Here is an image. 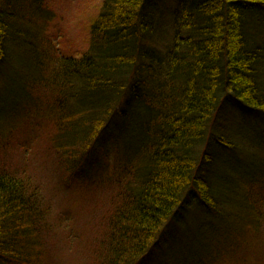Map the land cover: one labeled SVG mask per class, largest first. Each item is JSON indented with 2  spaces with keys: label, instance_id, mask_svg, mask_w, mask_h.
I'll return each instance as SVG.
<instances>
[{
  "label": "trees",
  "instance_id": "obj_1",
  "mask_svg": "<svg viewBox=\"0 0 264 264\" xmlns=\"http://www.w3.org/2000/svg\"><path fill=\"white\" fill-rule=\"evenodd\" d=\"M154 2L104 0L90 27L91 52L53 61L62 75L63 106L53 114L45 112L42 122L48 121L51 133L70 143L66 148L74 175L99 149L109 128L117 121L127 123L118 133L120 157L104 176L115 205L102 216L104 233L95 264H144L149 255L154 256L152 264H179L177 250L197 244L184 225L174 222L191 202L189 192L195 191L200 205L195 208L202 209L203 219L210 214L223 220L210 184L217 162L210 158L212 144L235 149L229 130L237 108L264 116V0L181 2L174 35L160 62L166 67L164 81L154 77L156 86H150L136 65L135 50L153 33L148 9ZM20 6L21 0H0L1 64L8 60L7 42H19L24 25ZM139 26L143 32H137ZM118 67H132L131 74L113 70ZM72 121L80 127L74 138L67 127ZM5 140L0 137V151L8 145ZM75 143L81 144L78 153ZM17 173L0 166V264H43L53 250L44 236L51 225L48 210L34 197L29 180ZM226 175V170L219 174L223 179ZM253 206L249 223L257 229L261 206ZM206 225L211 229L210 222ZM169 226L189 242L179 239L185 243L164 248L162 234Z\"/></svg>",
  "mask_w": 264,
  "mask_h": 264
},
{
  "label": "rangeland",
  "instance_id": "obj_2",
  "mask_svg": "<svg viewBox=\"0 0 264 264\" xmlns=\"http://www.w3.org/2000/svg\"><path fill=\"white\" fill-rule=\"evenodd\" d=\"M183 1L156 0L148 9L153 13V33L146 42L137 44L135 54L136 65L143 68L141 74L150 86H156L154 77L164 81L162 72L166 67L160 62L174 35L175 19ZM103 2L21 0L24 25L19 42H7L8 60L0 63V137L8 144L0 151V166L25 176L36 190L34 197L48 210L51 225L44 236L48 242L50 240L53 250L47 252L43 264H95L99 261L100 255L96 254L101 248L96 246L102 242L104 233L102 216L115 205L109 178L104 176L113 170V164L120 157L123 148L118 133L127 123L117 121L114 129L109 128L99 149L94 150L92 157L74 175L71 155L66 148L70 143L62 139L60 133L54 136L56 131L51 133L48 121L42 122L47 118L45 112L53 114L63 106V102L59 104L60 98L63 99L62 75L54 69L53 61L56 57L61 61L69 57L78 59L91 52L90 27L101 13ZM136 30L143 32L140 26ZM113 70L127 75L131 74L132 67ZM66 93L70 95L71 91ZM67 106L69 111L74 110L73 102ZM234 118L229 132L235 149H220L212 144L213 149L209 151L210 158L217 159L210 184L223 220L210 214L203 219L202 209L195 208L200 206L196 193L191 190V202L175 215L174 222L184 225L187 233L196 237L197 244L177 250L179 264H264V116L237 108ZM236 120H239L238 128ZM77 124L67 123V127L72 128L73 138L80 128ZM254 130L257 135L253 134ZM205 144L203 141L199 145L200 152ZM73 149L78 153L81 144L75 143ZM223 170L227 172L226 179L219 176ZM250 184H255L257 189ZM255 203L261 206L257 229L249 223ZM188 218L194 225L186 222ZM207 222L211 229L206 227ZM253 231L257 237L251 241ZM162 237L164 248L190 240L183 239L172 226L164 229ZM152 258L154 256L149 255L144 264H152Z\"/></svg>",
  "mask_w": 264,
  "mask_h": 264
}]
</instances>
